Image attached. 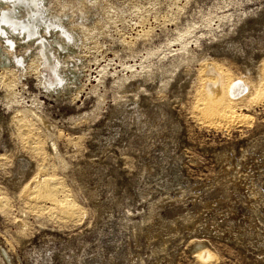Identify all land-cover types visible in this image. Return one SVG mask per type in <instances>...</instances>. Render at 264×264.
<instances>
[{"label":"rangeland","instance_id":"374dc122","mask_svg":"<svg viewBox=\"0 0 264 264\" xmlns=\"http://www.w3.org/2000/svg\"><path fill=\"white\" fill-rule=\"evenodd\" d=\"M47 1L69 86L0 34V264H264V90L233 120L196 114L215 66L263 81L264 0ZM46 174L76 219L31 207Z\"/></svg>","mask_w":264,"mask_h":264},{"label":"bare ground","instance_id":"6f19581e","mask_svg":"<svg viewBox=\"0 0 264 264\" xmlns=\"http://www.w3.org/2000/svg\"><path fill=\"white\" fill-rule=\"evenodd\" d=\"M47 2V0H0V34L7 38L8 44L22 42L23 48L26 49L37 44L35 53L29 59V65L35 66L37 70L40 66L46 69L48 77L43 84L60 90L64 88L62 87L64 81L63 86L67 87L71 84V80L68 81L66 76H59L57 72L61 66L59 61L65 62L71 59L75 49L67 46L66 42L59 41L58 36H55L54 39L48 38L47 34H53L55 31H61L60 33L68 39L72 37V34L70 36L67 34L62 25L64 19L53 15L50 12V6H47ZM64 18L66 17L64 16ZM5 49L8 57L4 55L0 57V69L1 67L3 69L1 76L8 71L5 65H9L13 58L9 56L10 50ZM67 49L71 52H67ZM26 59L27 55H22L15 60L24 62ZM262 79L263 81H257L258 83L248 82L243 78L237 79L218 66H215L210 72L205 71L201 74L200 98L196 106V114L205 122L233 120L237 116L234 99L243 96L241 93L244 92L245 88L251 90L247 100L256 97L264 90V74H262ZM240 99L242 102L246 101L245 98L241 97ZM31 146L37 154H41V148L38 147V144ZM34 182L32 191L28 194L29 201L33 203L32 208L47 210L51 215H57L66 220L76 219L78 208L68 200L61 184L53 176L46 174ZM161 201L164 202L165 199ZM205 205L211 206L212 202H206ZM156 209L154 206L153 211ZM153 216L150 217L151 220H153ZM197 219L194 215L184 214L180 217V223L187 228L193 227L198 222ZM170 224L174 226L176 222L165 223L163 221L158 225L169 227ZM209 250L200 254V257L205 260L209 256ZM5 254L8 256L7 252Z\"/></svg>","mask_w":264,"mask_h":264}]
</instances>
